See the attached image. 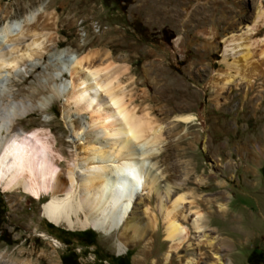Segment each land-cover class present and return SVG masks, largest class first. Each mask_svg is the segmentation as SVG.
I'll return each instance as SVG.
<instances>
[{
	"label": "rangeland",
	"instance_id": "rangeland-1",
	"mask_svg": "<svg viewBox=\"0 0 264 264\" xmlns=\"http://www.w3.org/2000/svg\"><path fill=\"white\" fill-rule=\"evenodd\" d=\"M169 1L0 0V27L21 22L39 7L55 10L57 16V44L44 58L29 62L27 70L0 72V134L5 135L8 117L22 113L14 120L16 130L48 132L62 151L64 167L80 137L87 135L90 116L73 107L67 114L63 107L62 91L71 86L68 61L94 51V64L111 60L123 65L121 79L132 104L147 107L162 126L159 152L148 162L180 186L172 199L186 193L182 206L188 218H194L195 209L203 213L209 236H218L223 264H262L264 70L253 73L251 87L237 76L222 90V82L213 83L217 71L227 69L224 38L254 24L252 48L259 52L264 24L255 12L258 1L264 8V0ZM55 88L58 98L51 91ZM182 114L195 119L180 124L176 117ZM184 178L189 183L182 184ZM47 200L0 189V264H150L152 256L144 253L142 242L117 254L115 234L52 224L41 214ZM217 203L226 207L224 214ZM184 224L192 237L190 220ZM157 239L153 247L162 252ZM204 262L209 264L210 258Z\"/></svg>",
	"mask_w": 264,
	"mask_h": 264
},
{
	"label": "bare ground",
	"instance_id": "bare-ground-1",
	"mask_svg": "<svg viewBox=\"0 0 264 264\" xmlns=\"http://www.w3.org/2000/svg\"><path fill=\"white\" fill-rule=\"evenodd\" d=\"M256 6V18L264 24V8L259 1ZM56 17L55 10L39 7L21 22L4 23L0 27V72L21 67L27 70L29 62L44 58L57 44ZM252 26L223 39L222 62L227 69L217 71L213 83L222 82L219 90L233 83L236 76L251 87L253 73L263 72L264 36L254 54ZM94 55L89 51L68 61L71 86L62 91L67 114L72 107L76 112H90L87 135L80 137L81 142L62 167L64 156L48 132L17 131L14 120L22 113L8 117L5 135L0 134V189L22 191L36 201L48 197L41 214L56 226L71 230L89 227L107 236L115 234L117 254H125L142 242L144 253L152 256L150 264H206L207 256L209 264H223L216 245L218 236H209L203 213L195 209L194 218H188L182 206L186 193L172 199L180 186L164 179L162 171L148 162L159 152L162 126L147 107L138 109L132 104L121 79L126 67L111 60L94 64ZM51 91L55 98L60 96L56 88ZM194 119L192 114L176 117L180 124ZM79 131L73 128L76 135ZM182 181L189 183L187 178ZM216 207L222 214L226 212L223 203ZM188 219L192 237L184 224ZM41 237L50 239L46 233ZM158 237L164 248L161 253L153 247Z\"/></svg>",
	"mask_w": 264,
	"mask_h": 264
},
{
	"label": "water",
	"instance_id": "water-1",
	"mask_svg": "<svg viewBox=\"0 0 264 264\" xmlns=\"http://www.w3.org/2000/svg\"><path fill=\"white\" fill-rule=\"evenodd\" d=\"M254 252L259 254L260 257H262L261 249L256 248V249H254Z\"/></svg>",
	"mask_w": 264,
	"mask_h": 264
},
{
	"label": "trees",
	"instance_id": "trees-1",
	"mask_svg": "<svg viewBox=\"0 0 264 264\" xmlns=\"http://www.w3.org/2000/svg\"><path fill=\"white\" fill-rule=\"evenodd\" d=\"M258 262L264 264V259H258Z\"/></svg>",
	"mask_w": 264,
	"mask_h": 264
}]
</instances>
